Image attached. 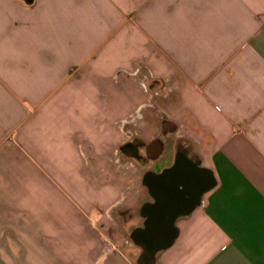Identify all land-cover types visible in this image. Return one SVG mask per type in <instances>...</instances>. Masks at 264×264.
I'll return each mask as SVG.
<instances>
[{
	"label": "crops",
	"instance_id": "1",
	"mask_svg": "<svg viewBox=\"0 0 264 264\" xmlns=\"http://www.w3.org/2000/svg\"><path fill=\"white\" fill-rule=\"evenodd\" d=\"M145 87L155 176L214 180L151 240ZM0 264H264V0H0Z\"/></svg>",
	"mask_w": 264,
	"mask_h": 264
},
{
	"label": "flooded vegetation",
	"instance_id": "2",
	"mask_svg": "<svg viewBox=\"0 0 264 264\" xmlns=\"http://www.w3.org/2000/svg\"><path fill=\"white\" fill-rule=\"evenodd\" d=\"M126 148L128 149V146ZM144 181L149 187L152 200L145 207L148 221L146 230L141 233L144 240L165 234L168 222L177 214L186 213L199 203L206 193V188L214 183L207 170L192 166L182 156L177 158L171 169L160 176H155V171L147 173Z\"/></svg>",
	"mask_w": 264,
	"mask_h": 264
},
{
	"label": "rangeland",
	"instance_id": "3",
	"mask_svg": "<svg viewBox=\"0 0 264 264\" xmlns=\"http://www.w3.org/2000/svg\"><path fill=\"white\" fill-rule=\"evenodd\" d=\"M143 92L147 94L143 103L139 101L135 108L129 110L121 121L117 123L121 141H123L117 151L120 152L122 162L127 163L126 168L129 172H134L141 176L140 178L137 175L138 183V177L142 183L144 173L155 171V161L150 159L155 156V127L158 124L161 125L163 134H166L167 131H174L168 126V123H155V106L153 104L155 95L146 87L143 88ZM164 143L163 148L167 150L169 141ZM127 146L128 149L126 148Z\"/></svg>",
	"mask_w": 264,
	"mask_h": 264
},
{
	"label": "water",
	"instance_id": "4",
	"mask_svg": "<svg viewBox=\"0 0 264 264\" xmlns=\"http://www.w3.org/2000/svg\"><path fill=\"white\" fill-rule=\"evenodd\" d=\"M177 187H179V186L177 185Z\"/></svg>",
	"mask_w": 264,
	"mask_h": 264
}]
</instances>
